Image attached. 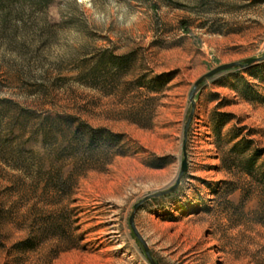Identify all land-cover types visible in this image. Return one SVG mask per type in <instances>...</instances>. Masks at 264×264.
I'll use <instances>...</instances> for the list:
<instances>
[{
	"label": "rangeland",
	"instance_id": "obj_1",
	"mask_svg": "<svg viewBox=\"0 0 264 264\" xmlns=\"http://www.w3.org/2000/svg\"><path fill=\"white\" fill-rule=\"evenodd\" d=\"M263 51L264 0H0V140L35 151H0V264H150L137 204L156 264H264V60L189 99ZM46 117L107 140L52 155Z\"/></svg>",
	"mask_w": 264,
	"mask_h": 264
},
{
	"label": "trees",
	"instance_id": "obj_2",
	"mask_svg": "<svg viewBox=\"0 0 264 264\" xmlns=\"http://www.w3.org/2000/svg\"><path fill=\"white\" fill-rule=\"evenodd\" d=\"M259 72H261L262 74V70H258ZM264 72V71H263ZM8 102L7 101H1V108H0V125L2 124V120L3 117L5 116L4 113V109L7 108L8 106ZM31 119V116L29 113H22L21 114V119H19V129L22 133L25 132V130L27 129V126L29 125V121ZM28 121V122H27ZM34 125V124H33ZM32 125V126H33ZM64 125L65 129L64 131H62V136L64 137V139H58L54 138V142H53V149L50 151L52 153V155H56L61 157H65L67 156H76L83 159H86V156L88 155V148H91V144L95 143V140L98 138L102 139L104 137H106L104 140H107V136L103 135L104 137H102V135H98L97 133H95V131L91 130V131H82V128H80V126H78L75 129H72L71 125H72V118L71 117H62L58 120H54L51 119L49 117L46 118H42L41 120H39V123H36V131L38 132V136L40 137V140L42 143H49L51 142V138H52V133H54V130L57 128V126H61ZM34 127V128H35ZM10 128V127H9ZM9 132H12L13 129L10 128L8 130ZM18 138V137H17ZM0 151L2 154H7L8 156H10V158L12 159V161L14 162L12 166L14 167H18L19 164H23L24 162H26V160L31 159L33 157V155L35 154V151L33 149H26L24 153H21V151L18 149V147H13L10 141H7V139H4L2 141V139L0 140ZM254 157H256V155H254L253 157H251V159L256 160V158L254 159ZM251 160V161H252ZM250 164H252V162H250ZM254 169L251 167V169H249L247 171V173L249 175H252L254 173ZM255 175H258V181L259 183H262L261 185L264 186V163L262 164V166L260 168H258V171H256V173H254Z\"/></svg>",
	"mask_w": 264,
	"mask_h": 264
},
{
	"label": "water",
	"instance_id": "obj_3",
	"mask_svg": "<svg viewBox=\"0 0 264 264\" xmlns=\"http://www.w3.org/2000/svg\"><path fill=\"white\" fill-rule=\"evenodd\" d=\"M264 60V51L263 53L259 56V57H254V58H247V59H244L242 61H239V62H232V63H228V64H223V65H220V66H217L213 69H211L209 72H207L206 74H204L203 76H201L193 85V88L191 89L190 91V94H189V99L191 101V105L193 106L194 104V100H193V95L197 89V87L199 86L200 82L206 78V77H210L218 72H221V71H224V70H228V69H235V68H240V67H245V66H248V65H251L255 62H261ZM191 116H192V111L189 113L188 115V118H187V121H186V124H185V127H184V135H186V131L188 129V125L190 123V119H191ZM186 169V161L185 159L182 160V163H181V170H180V173L176 179V183L174 184V186H172L169 190L167 191H164V192H161V193H158L157 195H162V194H165L171 190L174 189V187L178 184L179 180H180V177L181 175L183 174V172L185 171ZM139 206V204L135 205L134 206V210L133 212L131 213V216L129 218V223H130V226H131V229L134 233V235L136 236V238L139 240V242L141 243L142 247H143V250H144V253H145V256L147 258V260L149 261L150 264H156V262L154 261L153 257L151 256L149 250H148V247L146 245V242L144 241V239L139 235V233L137 232L135 226H134V223H133V216H134V211L137 209V207Z\"/></svg>",
	"mask_w": 264,
	"mask_h": 264
}]
</instances>
